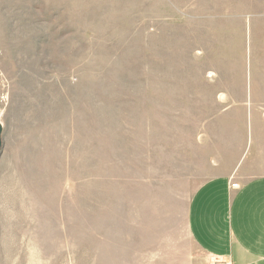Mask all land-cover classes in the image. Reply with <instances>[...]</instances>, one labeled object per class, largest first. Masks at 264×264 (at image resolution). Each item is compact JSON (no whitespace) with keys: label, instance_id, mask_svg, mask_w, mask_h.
<instances>
[{"label":"rangeland","instance_id":"1","mask_svg":"<svg viewBox=\"0 0 264 264\" xmlns=\"http://www.w3.org/2000/svg\"><path fill=\"white\" fill-rule=\"evenodd\" d=\"M262 117L264 0H0V264H216L187 205Z\"/></svg>","mask_w":264,"mask_h":264},{"label":"crops","instance_id":"2","mask_svg":"<svg viewBox=\"0 0 264 264\" xmlns=\"http://www.w3.org/2000/svg\"><path fill=\"white\" fill-rule=\"evenodd\" d=\"M186 219L192 241L216 264H264V173L208 178L192 193Z\"/></svg>","mask_w":264,"mask_h":264},{"label":"built area","instance_id":"3","mask_svg":"<svg viewBox=\"0 0 264 264\" xmlns=\"http://www.w3.org/2000/svg\"><path fill=\"white\" fill-rule=\"evenodd\" d=\"M237 187H238V186H237V184H235V183L232 185V188H237Z\"/></svg>","mask_w":264,"mask_h":264}]
</instances>
